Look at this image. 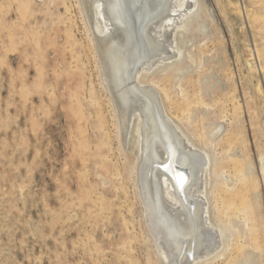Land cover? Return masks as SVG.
<instances>
[{
	"label": "rangeland",
	"instance_id": "374dc122",
	"mask_svg": "<svg viewBox=\"0 0 264 264\" xmlns=\"http://www.w3.org/2000/svg\"><path fill=\"white\" fill-rule=\"evenodd\" d=\"M183 19L181 56L141 81L210 157L226 239L206 264H264V0H199ZM96 30L83 0H0V264H164Z\"/></svg>",
	"mask_w": 264,
	"mask_h": 264
},
{
	"label": "bare ground",
	"instance_id": "6f19581e",
	"mask_svg": "<svg viewBox=\"0 0 264 264\" xmlns=\"http://www.w3.org/2000/svg\"><path fill=\"white\" fill-rule=\"evenodd\" d=\"M83 3L97 29L94 37L119 111L124 146L135 126L138 184L157 255L164 264H206L219 256L226 239L225 230L210 218V157L169 117L159 92L141 81L181 56L176 31L189 24L182 19L199 0ZM260 166L264 176V157Z\"/></svg>",
	"mask_w": 264,
	"mask_h": 264
},
{
	"label": "water",
	"instance_id": "95a60500",
	"mask_svg": "<svg viewBox=\"0 0 264 264\" xmlns=\"http://www.w3.org/2000/svg\"><path fill=\"white\" fill-rule=\"evenodd\" d=\"M130 9H128V11H129ZM133 23H134V21H133ZM135 24V23H134ZM175 172H177L176 170H175Z\"/></svg>",
	"mask_w": 264,
	"mask_h": 264
}]
</instances>
